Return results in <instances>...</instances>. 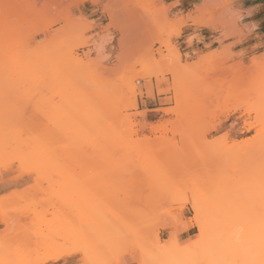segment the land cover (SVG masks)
Returning a JSON list of instances; mask_svg holds the SVG:
<instances>
[{"label":"rangeland","instance_id":"1","mask_svg":"<svg viewBox=\"0 0 264 264\" xmlns=\"http://www.w3.org/2000/svg\"><path fill=\"white\" fill-rule=\"evenodd\" d=\"M167 1L0 0V264H161L245 191L264 215V48L191 51L231 0Z\"/></svg>","mask_w":264,"mask_h":264},{"label":"bare ground","instance_id":"2","mask_svg":"<svg viewBox=\"0 0 264 264\" xmlns=\"http://www.w3.org/2000/svg\"><path fill=\"white\" fill-rule=\"evenodd\" d=\"M227 11V10H226ZM37 75V74H36ZM34 79V78H33ZM36 79V78H35ZM39 80V79H38ZM32 83V82H31ZM40 83V81H39ZM56 83V82H55ZM33 87V86H31ZM39 87V85L37 86ZM44 89V88H43ZM34 90V89H33ZM39 93V92H38ZM30 94V93H29ZM74 94V93H73ZM26 95V94H24ZM17 96V95H16ZM18 97V96H17ZM23 97V96H22ZM37 97V96H36ZM14 98V97H13ZM25 98V97H24ZM17 99V98H16ZM28 99V98H27ZM73 100V99H72ZM36 101V100H35ZM16 102V101H15ZM24 105V104H23ZM73 105V104H72ZM75 105V104H74ZM30 107V106H29ZM57 107V106H56ZM25 108V107H24ZM78 108V107H77ZM39 110V109H38ZM59 110V109H58ZM119 110V109H118ZM33 111V110H32ZM36 111V110H35ZM43 113V112H42ZM76 113V112H74ZM40 114V113H39ZM83 116V115H82ZM80 117V116H79ZM78 117V118H79ZM86 118V117H85ZM77 119V118H75ZM30 121V120H29ZM80 122V121H79ZM74 123V122H73ZM70 124V123H68ZM59 125V124H58ZM60 126V125H59ZM56 127V126H55ZM91 127V126H90ZM20 128V127H19ZM48 128V127H47ZM69 128V127H68ZM67 128V129H68ZM159 128V127H158ZM18 129V128H17ZM70 129V128H69ZM89 129V128H88ZM94 129V128H93ZM92 129V130H93ZM73 130V129H71ZM91 130V129H90ZM38 131V130H37ZM46 131V130H45ZM48 131V130H47ZM46 131V132H47ZM67 131V130H66ZM55 132V131H54ZM20 133V132H19ZM70 133V132H69ZM40 134V133H39ZM53 134V133H52ZM94 134V133H93ZM14 135V134H13ZM16 135V134H15ZM35 135V134H33ZM52 136V135H51ZM23 137V136H22ZM31 137V136H30ZM29 137V138H30ZM35 137V136H34ZM85 137V136H84ZM16 138V137H15ZM39 138V137H38ZM51 138V137H50ZM70 138V137H69ZM53 139V137H52ZM39 140V139H38ZM57 140V139H56ZM77 140V139H76ZM24 141V140H23ZM69 141V140H68ZM42 142V141H41ZM13 143V142H12ZM67 143V142H66ZM27 144V142H26ZM77 144V143H76ZM20 146V145H19ZM73 146V145H72ZM64 147V146H63ZM62 147V148H63ZM74 148V147H73ZM51 149V148H50ZM67 149V148H66ZM69 149V148H68ZM264 149V148H263ZM49 150V149H48ZM74 150V149H73ZM21 151V150H20ZM260 151V150H259ZM58 152V151H57ZM73 152V151H71ZM264 154V150L261 151ZM45 153V152H44ZM48 153V152H46ZM59 154V153H58ZM72 154V153H71ZM38 155V154H37ZM40 157V156H39ZM38 157V158H39ZM56 158V157H55ZM67 158V157H66ZM69 158V157H68ZM74 159V158H73ZM250 159V158H249ZM69 160V159H67ZM21 161V160H20ZM251 161V160H250ZM69 162V161H68ZM75 162V161H74ZM255 162V161H254ZM49 164V163H48ZM71 164V163H70ZM256 164V163H255ZM45 167V166H44ZM70 167V166H69ZM65 168V167H64ZM60 169V168H59ZM39 170V169H38ZM44 171V170H43ZM63 171V170H62ZM61 171V172H62ZM48 172V171H47ZM59 172V171H58ZM68 173V172H67ZM39 174V173H38ZM71 174V173H70ZM69 174V175H70ZM59 175V174H58ZM56 175V176H58ZM64 175V174H63ZM67 175V174H66ZM73 175V174H71ZM55 176V175H54ZM52 178V177H51ZM68 179V178H67ZM261 181L262 179L260 177ZM70 180V178H69ZM60 182V180H59ZM62 183V182H61ZM67 183V182H65ZM64 183V184H65ZM50 184V183H49ZM54 184V183H53ZM248 185V184H247ZM263 189L258 191L264 192V185ZM251 187V186H250ZM259 187V188H260ZM62 188V187H61ZM246 188V187H245ZM60 189V188H58ZM53 190V189H51ZM244 190V189H243ZM253 191V189H251ZM30 192V191H29ZM257 192V193H258ZM243 193V192H242ZM256 193V192H255ZM251 191L244 192V200L241 199V204L236 206L237 209L231 210L230 207H221L219 212H217L216 216H213L212 223L210 226H204L203 224H199V232L195 238L191 239L189 242L185 243L184 245L180 246L177 244L174 247H170L169 245H163L160 247V253L162 254L161 264H264V215H260V213H256L252 211V204L257 195ZM31 194V193H30ZM33 194V193H32ZM36 194V193H35ZM41 194V193H40ZM14 195V194H13ZM12 195V198H13ZM263 195V194H262ZM19 196V195H18ZM57 196V195H56ZM231 196V195H229ZM233 196V195H232ZM31 197V196H29ZM34 197V196H33ZM39 197V196H37ZM51 197V196H50ZM53 197V196H52ZM55 197V196H54ZM53 197V198H54ZM239 197V196H238ZM263 197V196H261ZM243 198V197H242ZM15 199V198H13ZM30 199V198H29ZM33 199V198H32ZM52 199V198H51ZM57 199V198H56ZM55 199V201H56ZM106 199V198H105ZM231 199V198H230ZM258 199V198H257ZM48 200V199H46ZM107 200V199H106ZM109 200H111L109 198ZM28 201V200H27ZM33 201V200H32ZM39 201V200H38ZM70 201V200H69ZM88 202V201H87ZM240 202V201H239ZM34 203V202H33ZM47 203V202H46ZM49 203V202H48ZM108 203V202H107ZM111 203V202H110ZM23 204V203H22ZM64 204V203H62ZM89 204V203H88ZM100 204V203H99ZM33 205V204H32ZM46 205V204H45ZM124 205V204H123ZM68 206V205H67ZM77 206V205H76ZM119 206V205H118ZM231 206V205H230ZM57 207V206H56ZM62 208V207H61ZM92 208V206H91ZM12 209V208H11ZM54 209V208H53ZM73 209V208H72ZM120 209V208H119ZM234 209V208H233ZM28 210V209H27ZM31 210V209H30ZM28 210V211H30ZM195 210L198 209L195 207ZM26 211V210H25ZM27 211V212H28ZM54 211V210H53ZM63 211V210H62ZM105 211V210H103ZM120 211V210H119ZM38 212V211H37ZM55 212V211H54ZM215 212V211H214ZM50 213V212H49ZM262 213V212H261ZM12 214V213H11ZM14 214V213H13ZM47 214V213H46ZM77 214V213H75ZM74 214V215H75ZM84 214V213H83ZM107 214V213H106ZM48 215V214H47ZM63 215V214H62ZM108 215V214H107ZM71 216V215H70ZM88 216V215H87ZM93 216V215H92ZM16 217V216H15ZM19 217V216H18ZM43 217V216H42ZM76 217V216H74ZM81 217V216H80ZM86 217V216H85ZM124 217V216H123ZM27 218V217H25ZM103 218V217H102ZM101 218V219H102ZM110 218V217H109ZM145 218V217H144ZM22 219V217H21ZM56 219V218H55ZM78 219V218H77ZM87 219V218H86ZM117 219V218H116ZM62 220V219H61ZM64 220V219H63ZM21 221V220H20ZM66 221H68L66 219ZM110 221V220H109ZM115 222V220H113ZM120 221V220H119ZM134 221V220H133ZM25 222H28L27 220ZM30 222V221H29ZM54 222V221H53ZM83 222V221H82ZM112 222V220H111ZM17 223V222H16ZM22 223V222H21ZM46 223V222H45ZM59 223V222H58ZM57 223V224H58ZM89 223V222H88ZM98 223V222H97ZM209 223V222H208ZM28 223L21 224V227L25 230L26 226H29ZM53 224V223H52ZM65 224V223H64ZM18 225V224H17ZM25 225V227H24ZM33 225V224H31ZM35 225V224H34ZM45 225V224H44ZM62 225V224H61ZM67 225V224H65ZM113 225V224H112ZM115 225V224H114ZM136 225V224H135ZM55 226V225H54ZM59 226V225H57ZM84 226V225H83ZM88 226V225H87ZM32 226H29V228ZM36 226H34L35 228ZM56 227V226H55ZM63 227V226H62ZM61 227V229H62ZM91 227V226H90ZM93 227V226H92ZM122 227V226H121ZM37 228V227H36ZM67 228V227H66ZM123 228V227H122ZM136 228V227H135ZM21 229V228H20ZM19 229V230H20ZM22 229L23 233L24 230ZM53 229V228H52ZM57 229V228H56ZM59 229V228H58ZM57 229V230H58ZM75 229V228H74ZM83 229V228H82ZM98 229V228H97ZM100 229V228H99ZM45 230V229H44ZM43 230V231H44ZM60 230V229H59ZM72 230V229H71ZM85 230V229H83ZM93 230V229H92ZM57 233L55 230H53ZM94 231V230H93ZM33 232V231H28ZM52 232V231H51ZM92 232V231H91ZM95 232V231H94ZM99 232V231H98ZM17 232L14 233V235ZM22 233V232H21ZM65 233V232H64ZM19 234V233H18ZM38 234V233H37ZM59 234V232H58ZM57 234V235H58ZM83 234V233H82ZM13 235V236H14ZM21 235V234H20ZM23 235V234H22ZM26 235V234H25ZM27 235H30L27 233ZM26 235V236H27ZM33 235V234H32ZM50 235V234H49ZM55 235V234H54ZM126 235V234H125ZM124 235V236H125ZM17 238V235H15ZM44 236V235H43ZM62 236V235H61ZM139 236V235H138ZM158 236V235H157ZM22 237V236H21ZM28 237V236H27ZM30 237V236H29ZM28 237V239H30ZM40 237V236H39ZM50 237V236H49ZM127 237V236H126ZM13 238V237H12ZM33 236L31 237V240ZM42 238V237H40ZM39 238V239H40ZM60 238V237H59ZM25 243L24 237L21 238ZM43 239V238H42ZM41 239V240H42ZM65 239V238H64ZM67 239V238H66ZM69 239V238H68ZM113 240V239H112ZM156 240V239H155ZM38 241V240H37ZM53 241V239H52ZM69 242V240H67ZM28 242V241H26ZM39 242V241H38ZM54 242V241H53ZM18 245L20 244L19 240L17 239ZM31 243V242H30ZM29 243V244H30ZM41 243V242H40ZM43 243V242H42ZM80 243V241H79ZM126 243V242H125ZM130 243V242H129ZM135 243V242H134ZM28 244V245H29ZM50 244V243H49ZM76 244V243H75ZM153 244V243H152ZM21 245V244H20ZM27 245V244H26ZM77 245V244H76ZM89 245V244H88ZM102 245V244H101ZM17 246V244H16ZM22 247L25 245H21ZM34 247L32 243L29 247ZM44 246V245H43ZM70 246V245H69ZM96 246V245H95ZM179 246V247H178ZM26 247V246H25ZM23 247V248H25ZM37 247V245L35 246ZM88 247V246H87ZM134 247V246H133ZM16 249V247H14ZM90 248V247H89ZM145 248V247H144ZM142 247V250L144 249ZM31 249V248H30ZM33 249V248H32ZM41 249V248H38ZM45 249V248H44ZM54 249V248H53ZM60 249V248H59ZM147 249V248H146ZM22 250V248H21ZM28 250V249H27ZM37 251V249H35ZM93 250V249H92ZM124 250V249H123ZM141 250V251H142ZM52 251V250H51ZM108 251V249L106 250ZM112 251V250H111ZM127 251V250H126ZM125 250L123 252H126ZM146 251V250H144ZM14 252V251H13ZM29 252V251H28ZM34 252V251H33ZM46 252V251H45ZM101 252V251H100ZM109 252V251H108ZM51 253V252H50ZM55 254V252H53ZM151 252L149 251V254ZM159 253V254H160ZM44 254V253H43ZM47 254V253H46ZM52 254V255H54ZM61 254V253H60ZM145 254V253H144ZM152 254V253H151ZM35 255V254H33ZM32 255V257H33ZM37 255V253H36ZM35 255V256H36ZM48 255V254H47ZM50 255V256H52ZM68 255L67 253L65 254ZM63 255L64 257H66ZM34 256V257H35ZM49 256V257H50ZM55 256V255H54ZM148 256V255H147ZM38 257V256H36ZM43 257V256H41ZM40 257V258H41ZM46 257V256H45ZM56 257V256H55ZM59 257V256H58ZM144 257V256H143ZM48 258V257H47ZM46 258V259H47ZM53 258V257H52ZM89 258V257H87ZM103 258V257H102ZM150 258V257H149ZM151 258H154L153 255ZM44 259V258H42ZM55 259H58L57 257ZM60 259V258H59ZM101 259V258H100ZM155 259V258H154ZM54 259H50L52 261ZM110 260V259H109ZM31 261V260H30ZM43 263V260H41ZM98 261V260H97ZM48 262V259H47ZM94 262V261H93ZM113 262V261H112ZM34 262H32L33 264ZM39 263V262H38ZM46 263V262H45ZM88 263V262H87ZM84 263V264H87ZM97 263V262H96ZM99 263V262H98ZM150 263V261H149ZM157 263L158 258H157ZM18 264V263H15ZM21 264V263H20ZM26 264V263H24ZM103 264V263H102ZM107 264V263H106Z\"/></svg>","mask_w":264,"mask_h":264},{"label":"crops","instance_id":"3","mask_svg":"<svg viewBox=\"0 0 264 264\" xmlns=\"http://www.w3.org/2000/svg\"><path fill=\"white\" fill-rule=\"evenodd\" d=\"M207 0H170L167 4L178 3L173 12H190L196 16V8H201ZM187 5V9H185ZM189 10V11H186ZM189 12V13H186ZM182 43L191 51L234 44L233 51L241 48L248 52L264 48V0H231V11H227L213 23L197 26L190 21L182 28ZM16 182L0 183V196L14 190ZM1 230V229H0ZM191 229L187 231L190 233ZM4 234V233H3ZM1 235V234H0ZM44 264H81L78 256L71 255Z\"/></svg>","mask_w":264,"mask_h":264}]
</instances>
